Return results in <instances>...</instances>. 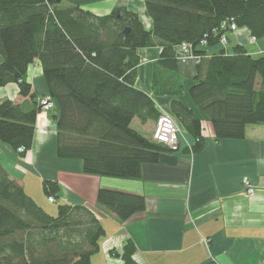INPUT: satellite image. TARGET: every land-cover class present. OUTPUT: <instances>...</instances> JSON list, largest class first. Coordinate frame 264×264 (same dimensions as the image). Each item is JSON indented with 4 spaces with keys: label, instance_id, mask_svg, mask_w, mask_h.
Instances as JSON below:
<instances>
[{
    "label": "trees",
    "instance_id": "16d2710c",
    "mask_svg": "<svg viewBox=\"0 0 264 264\" xmlns=\"http://www.w3.org/2000/svg\"><path fill=\"white\" fill-rule=\"evenodd\" d=\"M60 3L0 0V88L14 84L27 99L0 102V142L16 152L22 148L20 157L31 149L43 98L59 111L57 158L81 161L85 175L139 179L142 165L173 151L131 127L133 119L144 124L161 114L153 98L135 87L137 51L149 47L160 48L156 65L172 74L176 47L189 46L196 75L188 94L216 140L242 139L247 125L264 123V55L252 57L238 46L228 54L220 43L226 33L220 25L231 19L251 37L263 38L264 0H144L149 28L125 9L97 17ZM216 45L222 49L208 55ZM34 62L47 90L38 99L26 80ZM168 115L191 134L190 151L201 152L200 118L177 101ZM59 190L57 182H42L47 197L55 199ZM95 205L121 223L146 209L143 196L107 189L97 191ZM103 236L93 207L63 203L50 216L0 166V264H92ZM134 254L127 240L114 255L123 264H138Z\"/></svg>",
    "mask_w": 264,
    "mask_h": 264
},
{
    "label": "crops",
    "instance_id": "0c3cea01",
    "mask_svg": "<svg viewBox=\"0 0 264 264\" xmlns=\"http://www.w3.org/2000/svg\"><path fill=\"white\" fill-rule=\"evenodd\" d=\"M72 3L97 17L125 9L138 15L146 28L151 25L144 0H61L60 6ZM235 46L252 57L264 55V37L251 41L247 28L229 34L226 53L232 54ZM221 49L220 45L210 47L207 54ZM160 51L158 47L137 51L135 87L153 98L159 112L169 114L172 101L192 110L201 121V152L190 151L194 139L178 122V148L163 153L156 164L142 165L139 179L85 175L81 161L56 156L59 111L55 106L37 116L31 149L23 157L0 142V166L48 214L57 212L56 203L95 209L104 236L92 264H123L114 254L121 252L127 240L134 244L138 264H264V123L247 125L242 139L216 140L211 124L198 114L188 94L195 64L176 61L174 72L168 74L156 65ZM26 80L36 99L47 94L38 62L29 66ZM176 90L177 94H171ZM5 99L27 101L14 84L0 88V102ZM154 124V120L142 124L133 119L131 127L152 140ZM244 178L252 194L247 193ZM44 180L59 185L55 203L48 202L42 191ZM99 189L143 196L146 209L121 223L95 205Z\"/></svg>",
    "mask_w": 264,
    "mask_h": 264
},
{
    "label": "built area",
    "instance_id": "2783aa9c",
    "mask_svg": "<svg viewBox=\"0 0 264 264\" xmlns=\"http://www.w3.org/2000/svg\"><path fill=\"white\" fill-rule=\"evenodd\" d=\"M220 29L224 30L226 33H224L220 37V43L223 46L227 45V33H233L238 28L233 22V19L231 20H225L221 23ZM251 41H256L254 37H251ZM205 42H202L201 45H204ZM175 59L179 63H185L187 60H192L194 62L195 58L192 57L190 54V48L186 43H183L176 47L175 49ZM39 105L42 107L44 112L50 111L54 104L53 102L49 101L48 98H43L39 102ZM177 133H178V127L172 117L168 115L167 113L161 112V114L157 117L155 121V128L152 134V140L158 144H161L171 150H175L178 148V139H177ZM24 150L22 148H19L17 150V153H22ZM243 184L246 187V191L248 194L253 193V189L249 187L248 180L246 178L243 179ZM48 202L54 203L55 199L53 197H48Z\"/></svg>",
    "mask_w": 264,
    "mask_h": 264
},
{
    "label": "rangeland",
    "instance_id": "374dc122",
    "mask_svg": "<svg viewBox=\"0 0 264 264\" xmlns=\"http://www.w3.org/2000/svg\"><path fill=\"white\" fill-rule=\"evenodd\" d=\"M187 61H192V60H187ZM187 61H186V62H187ZM192 62H193V61H192ZM154 128H155V124H154ZM153 131H154V129H153ZM152 134H153V132H152ZM151 138H152V135H151ZM58 204H59V203H56V204L53 206V208L55 209V207H56V209H57ZM56 214H57V212H56V213L54 212L53 215H51V214H49V215H50V216H56Z\"/></svg>",
    "mask_w": 264,
    "mask_h": 264
},
{
    "label": "water",
    "instance_id": "95a60500",
    "mask_svg": "<svg viewBox=\"0 0 264 264\" xmlns=\"http://www.w3.org/2000/svg\"><path fill=\"white\" fill-rule=\"evenodd\" d=\"M128 32H129V29H128V28H125L124 31H123V34H124V35H127Z\"/></svg>",
    "mask_w": 264,
    "mask_h": 264
}]
</instances>
